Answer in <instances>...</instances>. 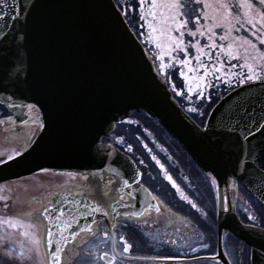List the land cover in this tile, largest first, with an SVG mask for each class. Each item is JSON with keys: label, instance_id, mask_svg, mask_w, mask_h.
Wrapping results in <instances>:
<instances>
[{"label": "water", "instance_id": "obj_1", "mask_svg": "<svg viewBox=\"0 0 264 264\" xmlns=\"http://www.w3.org/2000/svg\"><path fill=\"white\" fill-rule=\"evenodd\" d=\"M27 104H37V111L30 112ZM0 106L11 120L30 128L20 135L21 151L36 131L37 114L46 125L32 137L28 154L0 164V188L40 173L102 175L114 183L110 210L95 199L70 193L59 194L58 202L47 206L54 213L64 210L60 228L67 240H61L57 222L43 219L45 253L57 242L64 251L98 221L114 224L119 217L158 212L159 204L141 184L132 159L103 142L119 122L143 112L211 179L217 251L194 261L230 264L222 247L229 235L248 246L249 264H264V229L242 223L235 205L240 185L264 208V132L257 128L264 124L261 80L242 83L220 98L200 128L174 100L113 0H0ZM0 122H9V117ZM249 129L253 135L245 140ZM41 167L49 171L41 172ZM93 207L101 210L93 212ZM49 227L54 233L51 248ZM47 264H52L50 255Z\"/></svg>", "mask_w": 264, "mask_h": 264}, {"label": "flooded vegetation", "instance_id": "obj_2", "mask_svg": "<svg viewBox=\"0 0 264 264\" xmlns=\"http://www.w3.org/2000/svg\"><path fill=\"white\" fill-rule=\"evenodd\" d=\"M113 1L135 37L152 56L174 100L199 127H204L210 110L221 97L240 84L248 82H241L244 74H239V70L233 69V59L230 60L227 56L217 57L219 49L209 48H204V51L211 53V58L208 55L201 56V61L208 66V75L204 80H198L197 77L204 76V70L198 67L194 59L198 53L191 44H195L197 40L200 45L209 41L207 36L195 38L188 36L187 29L184 30V41L189 45L187 58L192 61L189 66L196 71L188 72L187 67L177 62L185 59L183 52L173 53L176 59H172L167 54L164 55L163 60L159 59L162 50L155 47V39H149L148 21H151L152 17L147 16L145 12L143 15L146 19L141 18L140 0ZM189 28L195 30L192 24H189ZM157 35L158 33L153 34L154 37ZM173 35L178 36L179 33L174 32ZM161 42L165 43L163 38ZM224 44L227 43L224 42L222 45ZM219 61H223L224 67L221 71H214L212 66L219 68ZM239 62L241 61H237V64ZM162 63L168 67L161 69ZM181 70L189 77L187 81L181 76ZM198 83L199 88H197ZM187 84L193 87L191 93L188 92ZM197 92H202L203 96L197 95ZM193 107L197 109L196 112L189 111ZM8 117H11V114L0 106V121ZM145 118L147 117L140 113L132 114L119 122L103 142L132 159L141 173V184L155 196L160 207L159 211L155 214L145 211L138 215L119 217L114 224L111 220L109 223L104 220L94 223L91 226L92 232L81 234L63 251V264H86L87 252L92 253L89 259L103 256L105 252L108 253V258L115 254L116 259L113 264H156L144 261L148 259H178L185 260L179 264H209L206 263L207 261H194V259L212 257L210 234L205 231V227L211 226L209 219L214 196L211 179L154 121L153 125L157 131L145 125L142 122ZM28 130H30L28 125H20L14 120L0 122V159H6L5 153H14L19 148L20 135ZM69 174L40 173L0 188V197H3L0 199V238H7L0 239V264L6 262L42 264L45 256L42 239L43 219L38 229L27 227L30 223L36 222L27 218L25 214L32 212L33 209H41L42 205L57 203L61 193L95 199L110 210V199L115 189L110 177L107 179L104 176L101 181L99 178L85 179L87 176ZM167 176L172 177L179 190L173 187L172 181H169ZM105 192L107 195L104 194ZM184 196L188 199H183ZM189 201L195 203L197 207L193 208ZM235 205L242 222L264 228V224L249 210L247 196L240 187L237 189ZM22 206L28 207V210L23 209ZM243 214L248 218L251 216V219L247 221ZM10 219L13 223L19 221V224L11 227L8 223ZM25 231L29 232V236L23 235ZM105 231L109 233L107 237L104 236ZM121 237L132 245L129 252L123 255H121L123 249ZM33 239H39L41 243L38 246L33 245L31 242ZM169 240H174L175 243H168ZM6 244L8 248L14 250V257L4 255ZM205 244L208 247H203ZM225 248L223 251L227 255ZM21 252L24 253L23 259L20 258ZM77 253L80 255L78 256ZM108 258L98 261V264H108Z\"/></svg>", "mask_w": 264, "mask_h": 264}, {"label": "snow or ice", "instance_id": "obj_3", "mask_svg": "<svg viewBox=\"0 0 264 264\" xmlns=\"http://www.w3.org/2000/svg\"><path fill=\"white\" fill-rule=\"evenodd\" d=\"M192 2L199 7H190L188 0H140L141 18L146 19L143 15L145 12H147V16L152 17V20L148 21L149 39H155V47L162 50L158 58L163 60L164 55L167 54L172 59H176V57L173 56V53L183 52L185 59L178 60L177 62L180 65L187 67L188 72L196 71L195 68L189 66L192 61L187 58L189 45L185 44L184 41V30L187 29L188 36L193 38L197 36H207L209 41L204 47H201L199 40H197L195 44H191V47L195 48L198 53L194 59L197 62L198 67L204 70V76L197 77L198 80H204L209 71L208 66L201 61L202 55H208L211 58V53L204 51V48L206 47L209 49H219L217 57L227 56L230 60L234 59L237 61L242 59L244 63L240 66L247 68V74L244 75L241 82L254 80H261L264 82V75L258 74L256 71V69L259 68L260 73H264V64H255L256 59L264 60V0H192ZM201 21L207 23H201ZM189 24H192L195 30L189 28ZM215 29L223 30L224 34L220 35L218 38L222 41H229L226 48L224 45L217 44L216 40L218 34ZM242 30L250 32L251 37H254L255 41L258 43L253 42V40L247 35H232L233 32L239 33ZM174 32L179 33V35H173ZM154 33H158V35L154 37ZM161 38H163L165 43L161 42ZM258 44L261 47H258ZM249 49L255 50L258 53V56L252 57L249 53ZM250 60L252 62H249ZM219 63V68L215 65L212 66L214 71H221L224 67L223 61H219ZM160 67L161 69H164L168 67V65L162 63ZM180 74L185 78V81L189 79L185 71L181 70ZM186 86L188 92L191 93L193 91L191 84H187ZM199 87L200 85L198 83L197 88ZM179 94L180 93H178V95ZM197 95L203 96V93L197 92ZM10 99L11 98H9V100ZM9 106L16 107L18 105L10 103ZM25 106L30 112H36L38 108L37 104H27ZM189 111L196 112L197 109L193 107L190 108ZM9 122H11V117H9ZM33 122L36 124V131L42 130L46 127L44 122L40 119L39 114L34 117ZM24 123H27V121H24ZM237 124H239V121H237ZM257 128L264 132V124H258ZM36 131H33L32 136L26 140V146L23 151L17 149L14 153H5L4 155L6 156V159H0V164L6 165L9 161H15L17 157H23L28 154L32 145V137L35 136ZM251 135H253V132L249 129L247 135H244L243 138L247 140ZM40 171L47 172L49 169L41 167ZM69 175L71 176L72 174L70 173ZM90 175L95 177L97 174L91 173ZM117 175H119L118 172ZM85 179H88V177H85ZM167 179L172 181L171 176H167ZM99 180H103L102 175L99 177ZM124 183L126 186L130 187L127 181ZM172 183L173 187H176L177 190H179V186L175 184V181H172ZM104 194L107 195V192ZM182 198L188 199L186 196ZM0 199H3V197H0ZM153 199H155V197H153ZM49 203H51V201H49ZM189 203H191L193 208L197 207L195 203H192L191 201H189ZM100 210L99 207L92 208L93 212ZM157 211H159V208H157ZM56 213H58V215ZM64 215L65 213L63 209H56V212L54 213L46 205H42L41 209H33L32 212L25 214L27 218L36 222L34 224L30 223L27 227L37 229L39 228L42 219H46L49 222H57L55 226L60 228V225L63 224L60 217H63ZM105 215H107V213H105ZM8 223L11 227H16L19 224V221L13 223L10 219ZM66 227H70V225H66ZM80 231L83 232L85 229H80ZM87 231L92 232L93 230L88 228ZM46 233L49 238L47 245L51 248V237L54 235L51 227L46 229ZM62 233L63 228H60L61 240L66 242L67 238L63 237ZM108 234L107 231L104 232L105 237H107ZM23 235L29 236V232L25 231ZM71 235L73 237L78 236L76 231H73ZM0 239L7 238L4 237ZM121 240L123 241L121 255H123L124 253L129 252L132 245L129 244L124 237H121ZM31 242L36 246L41 243L39 239H33ZM102 242L106 243V241ZM167 242L175 243L174 240H169ZM203 247H208V245L205 244ZM113 253H115V246H113ZM4 255L7 257H14L15 255L14 250L8 248L7 244L5 245ZM48 255L51 256L52 264H63V249L60 247V242H57L56 246L52 248L50 253H45L42 264H47ZM77 255L79 256L80 253H77ZM23 257L24 253L21 252L20 258L23 259ZM90 257H92V253L87 252L85 254L86 264H98V261L108 258V253L105 252L103 256L95 259H89ZM115 259L116 256L114 254L111 258H108V264H113ZM6 264H8V262H6Z\"/></svg>", "mask_w": 264, "mask_h": 264}, {"label": "rangeland", "instance_id": "obj_4", "mask_svg": "<svg viewBox=\"0 0 264 264\" xmlns=\"http://www.w3.org/2000/svg\"><path fill=\"white\" fill-rule=\"evenodd\" d=\"M188 3H189V6L190 7H199L198 5H194L193 4V2H192V0H188ZM201 23H207V22H205V21H201ZM215 31L217 32V40H216V42H217V44H223L224 42H226L227 44L229 43V41L227 42V41H222V40H220L218 37L220 36V35H223L224 33H223V30H221V29H215ZM232 35H247V36H249V38L250 39H252L253 40V42H256L255 41V38L254 37H251V35H250V32H248L247 30H242L241 32H240V34L239 33H237V32H233L232 33ZM256 43H258V42H256ZM208 43L206 42V43H204V42H202V47H204L205 45H207ZM227 44L225 45L224 44V46H225V48L227 47ZM258 47H261V46H259V44H258ZM206 48V47H205ZM249 53H250V55L252 56V57H257L258 56V53L255 51V50H252V49H249ZM242 54V53H241ZM234 60V59H233ZM241 62H239V64H237V61L236 60H234V66H233V69H235V70H239V74L240 73H243L244 75L245 74H247V68H245V67H242V66H240V65H242L243 63H244V61L241 59L240 60ZM249 62H252L251 60L249 61ZM255 64L256 65H260V64H264V60H260V59H256L255 60ZM256 71H257V73L258 74H263L264 75V73H260V70H259V68H257L256 69ZM217 75H218V73H217ZM142 122L145 124V125H147V126H149V127H152V128H154V130H156V128L154 127V125H153V121L150 119V118H145V119H143L142 120ZM157 131V130H156ZM159 131V130H158ZM164 131V130H163ZM160 132V131H159ZM209 189L207 188V191H208ZM247 196V195H246ZM212 197V196H211ZM247 203L249 204V210L252 212V214H254V215H256L258 218H259V221L262 223V224H264V213L261 211V209L260 208H258L257 207V205L252 201V200H250L249 199V197H247ZM22 208L23 209H25V210H28V207H25V206H22ZM214 209V211H213V213H214V220H215V223H214V225H213V228H212V225L210 226V228H207V227H205L206 228V232L207 233H209L210 234V236L213 234V235H216V241H217V230H216V201H215V199H214V196H213V198H212V210ZM243 216L245 217L244 219H246L247 221L249 220V218L251 217V216H249V218H248V216L247 215H245V214H243ZM211 218V217H210ZM251 219V218H250ZM209 223L210 224H212L211 223V220L209 219ZM216 241H215V244H216ZM224 243H225V245L227 246L228 244H230V241H229V239H228V237L226 236L225 238H224ZM238 246V248H239V245H237ZM227 249V248H226ZM245 255H246V250L245 249H238V250H236L235 251V253L232 255V258L234 259V264H245L244 263V259H245ZM241 261V262H240ZM243 262V263H242Z\"/></svg>", "mask_w": 264, "mask_h": 264}, {"label": "trees", "instance_id": "obj_5", "mask_svg": "<svg viewBox=\"0 0 264 264\" xmlns=\"http://www.w3.org/2000/svg\"><path fill=\"white\" fill-rule=\"evenodd\" d=\"M243 193L245 194V195H247V197H249V199L250 200H252L256 205H257V207L258 208H260L261 209V211L264 213V209L243 189ZM213 211H214V209L213 210H211V214H210V220H211V225H212V228H213V225H214V223H215V220H214V213H213ZM214 229V228H213ZM227 237H228V239L229 240H232V241H234V243L235 244H237V245H241L242 247H243V249H245L246 250V255H245V259H244V263L245 264H248V259H247V257H248V247L247 246H245V245H242V244H240L238 241H236L235 239H233L232 237H230V236H228L227 235ZM210 245H211V253H210V255H214L215 254V252H216V244H215V241H216V235H211L210 236ZM241 262V261H240ZM243 263V262H242Z\"/></svg>", "mask_w": 264, "mask_h": 264}, {"label": "bare ground", "instance_id": "obj_6", "mask_svg": "<svg viewBox=\"0 0 264 264\" xmlns=\"http://www.w3.org/2000/svg\"><path fill=\"white\" fill-rule=\"evenodd\" d=\"M238 188H239V186H238ZM229 241H230V244H228L226 246L225 243H223V245L227 248V255L226 256L228 257L227 258L228 261L230 262V264H234V259L232 258V255L235 253L236 250H238L239 248L242 249L243 247L241 245H239V248H238L237 244H235L234 241H232V240H229ZM226 248H225V250H226Z\"/></svg>", "mask_w": 264, "mask_h": 264}]
</instances>
